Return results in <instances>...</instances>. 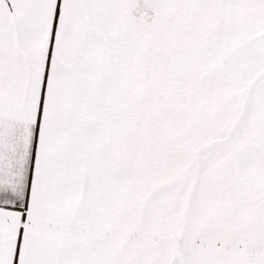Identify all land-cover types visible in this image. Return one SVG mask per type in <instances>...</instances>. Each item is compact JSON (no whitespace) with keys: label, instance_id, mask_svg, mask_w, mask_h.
<instances>
[{"label":"snow or ice","instance_id":"6c2138e0","mask_svg":"<svg viewBox=\"0 0 264 264\" xmlns=\"http://www.w3.org/2000/svg\"><path fill=\"white\" fill-rule=\"evenodd\" d=\"M0 264H264V0H0Z\"/></svg>","mask_w":264,"mask_h":264}]
</instances>
